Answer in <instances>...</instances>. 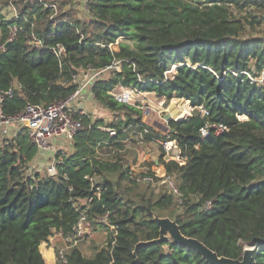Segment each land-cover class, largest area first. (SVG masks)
Wrapping results in <instances>:
<instances>
[{"label": "trees", "instance_id": "16d2710c", "mask_svg": "<svg viewBox=\"0 0 264 264\" xmlns=\"http://www.w3.org/2000/svg\"><path fill=\"white\" fill-rule=\"evenodd\" d=\"M9 5L17 18L1 15ZM57 9L54 15L39 3L0 0V44L17 29L0 50V90L16 80L23 93L6 101L5 113L65 100L76 90L78 70L118 63L91 87L93 100L114 117L105 126L74 115L83 130L55 177L28 172L37 150L22 131L0 145V264H45L39 246L53 232L67 240L82 213L95 225L106 215V225H99L105 245L90 259L70 247L56 264H207L170 240L135 249L159 237L153 214L174 220L183 236L219 257L241 260L248 248L251 264H264V1L87 0L86 21ZM57 45L64 49L59 57L50 51ZM172 66L174 73L164 76ZM118 86L207 110L206 117L194 110L185 120L168 121L167 137L179 145L183 163L165 162L159 152L180 205L165 189L153 194L125 184L126 170L96 157L97 143L121 149L115 141L124 139L128 125L151 131L148 139L158 136L143 122L145 112L113 100L109 92ZM243 115L247 119L239 120ZM205 123L227 132L201 138ZM85 175L98 177L99 199Z\"/></svg>", "mask_w": 264, "mask_h": 264}, {"label": "built area", "instance_id": "2783aa9c", "mask_svg": "<svg viewBox=\"0 0 264 264\" xmlns=\"http://www.w3.org/2000/svg\"><path fill=\"white\" fill-rule=\"evenodd\" d=\"M19 1L22 4L39 3L47 8H51L54 15L57 12L56 5L47 4L45 0ZM86 1L87 0H85V3ZM8 9L10 11V18H17L15 8L9 5ZM16 33L17 29L15 27L10 28L5 41L0 44V50H5L6 45L13 41ZM50 51L53 52L56 57H59L64 49L62 46L57 45L54 48H50ZM117 64L118 63H115L112 67H108L102 71H94L90 68L78 70L76 75L72 77V83L75 84L76 90L65 100L55 102L48 106L27 103L20 112L8 115L4 110L6 101L15 96L23 98L21 85L14 80L8 89L0 90V137L2 140L7 141L15 137L20 131H23L40 154L43 152H50L52 154V159L46 168V175L48 177H55L57 175V169L64 164L66 155L63 152L55 150L52 146V141L58 139L63 140L65 143L67 142L70 146L72 145L76 135L83 130V124L79 119L74 118V115L78 114L79 116H87L86 110L76 107L77 102L83 98L82 92L84 89L91 87L104 71L117 68ZM175 68L176 66L171 67V69ZM170 71L166 73H169ZM133 91L140 96V92L135 89ZM109 94L115 102L136 108V104L133 103L131 98V91L125 90L121 93H113L112 91ZM138 108L142 111H148V108L144 110L143 107H137L136 109ZM195 109L199 111L201 117H206L208 115L207 110L201 106L192 108V110ZM244 116L245 115L239 116L238 119ZM104 130L110 138H115L117 136V131L113 128ZM225 132H227L226 127L215 123H205L198 130L201 138L208 137L210 134L213 136H220ZM125 133H127L128 136L134 134L138 144L144 145L145 143H148L147 145L151 146L152 150L148 152L149 160L152 162L151 165H153V163L155 165L150 168H140L139 166L124 168L126 170L124 183L135 184L149 189H157L162 182L166 192L172 196L174 202L180 205L182 202V195L179 193L174 180L164 173L163 167L158 161L159 152L161 151L163 153L162 159L165 162L173 161L176 163H183L185 157L181 156V149L177 142L175 140L164 141L159 139L158 136H152L153 138L148 139L147 136H151L152 132L146 128L139 127V125H128ZM116 142L119 143L118 141ZM109 148L112 149V146H109ZM83 178L89 182L91 188L96 192L97 199H99L101 189L95 187L97 176L85 175ZM206 206H209V203H207ZM95 223L106 225V215L95 220ZM87 224L88 221L86 215L83 213L80 214L78 222L73 227L72 234L67 241L74 245L83 241ZM63 256L64 253L59 251L58 259L62 260Z\"/></svg>", "mask_w": 264, "mask_h": 264}, {"label": "rangeland", "instance_id": "374dc122", "mask_svg": "<svg viewBox=\"0 0 264 264\" xmlns=\"http://www.w3.org/2000/svg\"><path fill=\"white\" fill-rule=\"evenodd\" d=\"M45 2H48L47 4H49V3L57 4V7L59 6L60 12H71L73 15L80 18L81 21H86V20L90 19V16L87 14V11H86L85 0H47V1L45 0ZM1 11H2L1 15L4 18H6V19L10 18V11H9L8 7L2 6ZM252 36H255V34H252ZM260 36L264 38V34L261 33ZM119 41H123L126 44H129L130 47L134 46L133 42L130 40H126V39L121 40L120 39ZM112 70H113V68H112ZM170 70L171 71L169 73H165L164 76H167V75L170 76L175 71V69H170ZM108 71H110V69L107 70L106 72H108ZM263 73L264 72H262V75H263ZM261 77L262 76L260 75V77H257L258 79H255V80L258 81L259 78H261ZM252 81H254V79H252ZM125 90L132 92L131 98L133 100V103L136 104V108L137 107H143L144 110H146V108H148V111L146 110L147 112L143 111V112H145L143 122L145 124L149 125L151 127V129L155 132V134H158L159 139H162L164 141L169 140L167 137L168 136L167 132L169 129L168 121H170V120L171 121L185 120L186 118H188L189 116H191L192 114L195 113V111L192 110L193 107H191L189 102L184 100V99L173 98L169 101V103H165V102L163 103L164 100L160 99L155 94L151 95V97L150 96L146 97L145 94H148V93H141L140 92L141 93L140 96L143 98V100H142L140 98V96H138L137 93H135L133 91L134 89L131 87L130 88H124V87L118 86V87L114 88L113 90H111L110 92L113 91V93H121L122 91H125ZM159 103H161V106H159L160 105ZM90 106L91 105H88V106L86 105V106H84V108L88 107L89 109H91L92 112L94 113V118H96V120H103V124H105V126L111 124V122L113 121V117H114L113 113L108 112V111L103 113L102 109H104V108L98 104L94 110ZM155 106L159 107V109ZM95 110H96V112H95ZM104 110L106 111V109H104ZM89 112H90V110H89ZM166 115L170 116V120H168V121L165 120ZM237 117H239V116H237ZM246 119H247L246 116L239 118V120H241V121H244ZM53 141H55V140H53ZM125 141H127V139ZM125 141H123V143ZM54 144H56V142H54L53 145ZM147 144L148 143H145L144 145L138 144V142L136 141L135 135L130 134V136H128V141L124 144V146H122L120 144L121 149L115 147L114 151H113L114 153H111V152L102 153L101 152L97 156L100 159H106V160H110L112 158L110 162L120 165L122 167V171H124L125 170L124 168H126V167L139 166L140 168H144V167H147V165L152 163L149 160V155L147 153V149L148 148L152 149V148H151V146H149ZM119 150H120V153H118ZM70 154H71V152L67 153V155H70ZM35 160H36V162H33V164H32L33 167L29 170V172L32 174L33 172H37L38 170H40L43 172V175H45L44 174V172H45L44 168L46 167L47 159L42 158L39 160H37V159H35ZM39 174L42 176L41 173H39ZM141 188L142 189H140V190L148 191V192L153 193V194H158L160 192H164V187H163L162 182L160 183V185L158 186L157 189H149V188L143 187V186H141ZM176 204H178V203H176ZM79 205H84V204H83V202H80ZM160 218H168V217H160ZM170 220H172V219H170ZM172 221H174V220H172ZM87 225L88 226H91V225L96 226L95 224H92V223H88ZM94 232H97V233L93 234V232L89 228L88 229L86 228V233H85L83 241H81L82 242L81 244L85 245V244L89 243L90 248H92L93 251H97L105 245L107 235H106V238L104 240V234H106V232L103 229H101L100 227L97 228V231H94ZM79 243H77L75 245L80 247L81 244H79ZM73 246H74V244H73ZM87 248L89 249V245ZM64 249L65 248H63L62 250H64Z\"/></svg>", "mask_w": 264, "mask_h": 264}, {"label": "crops", "instance_id": "0c3cea01", "mask_svg": "<svg viewBox=\"0 0 264 264\" xmlns=\"http://www.w3.org/2000/svg\"><path fill=\"white\" fill-rule=\"evenodd\" d=\"M92 87V86H91ZM91 87H89V88H86V89H84V91L82 92V99L81 100H79L78 102H77V104H76V107H78V108H83L84 110H86V113H87V116H88V118H91V120H93V121H96V118H94V113L92 112V110L91 109H89L88 107L87 108H84V106H88V105H91L90 107L94 110L96 107H97V103L93 100V97H92V94H91ZM146 95V97L147 96H150L151 97V95H154V94H152V93H148V94H145ZM140 98L143 100V98L140 96ZM163 101V100H162ZM163 103H164V101H163ZM160 105L159 106H161V103H159ZM155 107H157V106H155ZM158 109H159V107H157ZM102 109V108H101ZM89 110H90V112H89ZM103 110V113H105V112H107V110L105 111L104 109H102ZM140 110V109H139ZM95 112H96V110H95ZM103 121V120H102ZM103 125H105V124H103ZM140 126V125H139ZM142 126V125H141ZM103 129H105V128H103ZM108 129H110V128H108ZM21 132V131H20ZM23 132V131H22ZM24 133V132H23ZM25 134V133H24ZM26 135V134H25ZM17 136V135H16ZM15 136V137H16ZM27 136V135H26ZM15 137H13V138H15ZM13 138H11V139H9V140H7V141H10V140H12ZM128 138V136H127V133H125V137H124V139L123 140H120V141H118L119 142V144H121L122 146H124V144L128 141H125L126 139ZM29 140V139H28ZM7 141H5V140H2V138L0 137V145H2L3 143H5V142H7ZM123 141H125L124 143H123ZM54 142H56V144H54L53 145V143ZM116 142V141H115ZM52 146L55 148V150H57L58 152H63L65 155H66V157L65 158H68V156H70V155H67V153H69V152H71L72 153V151H73V146H74V141L72 142V145L70 146L69 144H67V142L65 143L63 140H55V141H53L52 142ZM109 146H112V149H110L109 148ZM36 148V147H35ZM114 148H115V145L114 144H108V143H97L95 146H94V150H95V155H96V157H97V155L99 154V153H101L103 150H106L105 151V153L106 152H111V153H114L113 151H114ZM36 150H37V148H36ZM150 150H152V149H150V148H148L147 149V153L150 151ZM102 153H104V152H102ZM118 153H120V150L118 151ZM113 155V154H112ZM42 158H46L47 159V164H46V167L44 168L45 170V172H44V174L45 175H43V172L42 171H40V170H38L37 172H33V174H35V173H41L42 174V176H47L46 175V168H47V165H48V163H50V161H51V159H52V154L50 153V152H43V153H39L38 152V150H37V154H36V157L34 158V160L35 159H37V160H39V159H42ZM112 159V158H111ZM111 159L110 160H108V162H110L111 161ZM32 161V163H31V165H30V167H29V170L33 167L32 166V164H33V162H36V160L35 161ZM153 165H155L154 163H153ZM153 165H151V164H149V165H147V167L146 168H150L151 166H153ZM60 168V167H59ZM58 168V169H59ZM58 169H57V172H58ZM29 170H28V172H29ZM57 176V175H56ZM48 177V176H47ZM98 178V177H97ZM84 179V178H83ZM80 203V202H79ZM87 227V229L89 228L92 232H93V234H96L97 232H94V231H97V228H99L100 226H99V224L98 225H96V226H93V225H91V226H86ZM105 238H106V234H104V240H105ZM82 242H80L79 244H81ZM88 245H89V249L87 248L88 247ZM74 246H76L79 250H80V252H81V254L85 257V258H88V259H90V258H92L93 256H94V254H95V252L96 251H93L92 250V248H90V244L88 243V244H85V245H83V244H81V246L80 247H78L77 245H74ZM70 247H73V244H72V246H68V241L67 240H65V239H62V237H61V235L59 234V233H56V232H53V234L51 235V237H49L48 239H47V241L46 242H43L40 246H39V251H40V254L42 255V257H43V259H44V262H45V264H56V262H58L59 261V259H58V252L59 251H61V252H63L64 254L69 250V248ZM58 248V249H57ZM63 248H65L64 250H62Z\"/></svg>", "mask_w": 264, "mask_h": 264}, {"label": "water", "instance_id": "95a60500", "mask_svg": "<svg viewBox=\"0 0 264 264\" xmlns=\"http://www.w3.org/2000/svg\"><path fill=\"white\" fill-rule=\"evenodd\" d=\"M165 120H170V116L166 115ZM152 220L159 228V237L153 241L140 242L136 245L135 249L140 246L158 245L170 240L175 245L195 251L207 264H251L252 262V249H244L241 260L219 257L215 252L208 249L198 240L183 236L175 221L169 218H160L156 214H153ZM133 254H135V252Z\"/></svg>", "mask_w": 264, "mask_h": 264}]
</instances>
